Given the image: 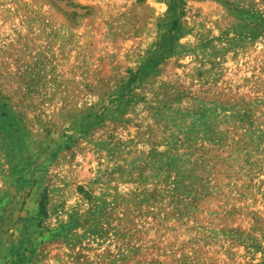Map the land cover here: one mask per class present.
<instances>
[{"label":"rangeland","instance_id":"obj_1","mask_svg":"<svg viewBox=\"0 0 264 264\" xmlns=\"http://www.w3.org/2000/svg\"><path fill=\"white\" fill-rule=\"evenodd\" d=\"M238 228L264 237V0H0V264Z\"/></svg>","mask_w":264,"mask_h":264},{"label":"trees","instance_id":"obj_2","mask_svg":"<svg viewBox=\"0 0 264 264\" xmlns=\"http://www.w3.org/2000/svg\"><path fill=\"white\" fill-rule=\"evenodd\" d=\"M238 229V234L228 235L221 231L223 237L220 238L216 235H199L177 241L170 248L159 249V253L148 257L143 264H235L234 258L238 256L236 250L240 248L244 249L242 257L248 258V264L254 260H258L257 264H264V237H253Z\"/></svg>","mask_w":264,"mask_h":264}]
</instances>
